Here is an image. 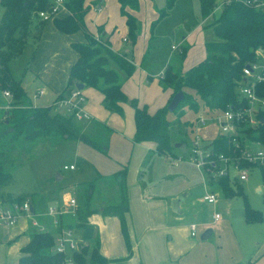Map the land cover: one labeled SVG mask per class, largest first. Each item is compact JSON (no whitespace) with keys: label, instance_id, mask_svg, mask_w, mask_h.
I'll return each mask as SVG.
<instances>
[{"label":"trees","instance_id":"trees-1","mask_svg":"<svg viewBox=\"0 0 264 264\" xmlns=\"http://www.w3.org/2000/svg\"><path fill=\"white\" fill-rule=\"evenodd\" d=\"M85 0H63L66 10H61L55 17L43 19L38 16V11L48 10L51 0H0L2 13L0 15V91L9 90L11 99L7 108H0V188L10 183L5 165H12L20 158L17 157V148L21 142H37L43 137L58 139L79 140L90 147L106 154L108 144L106 135L110 127L92 117L87 120L96 126L97 137L93 131L82 129L83 124L64 111L56 110L58 102L68 97L74 90L77 82L84 87H94L103 97L104 106L121 114V102H128L133 108L134 133L132 140L135 142H153L158 155L174 154L172 151L167 104L172 95L182 90L184 96L178 104L183 107L189 104L191 108L206 106L208 110H224L229 105H244L237 97V84L243 79L242 67L254 60L255 49L264 47V11L256 10L243 4L240 0H230L218 9L217 16L210 26L215 40L205 42V57L183 73L173 71L171 65L164 67L162 81L164 88H170L171 94L166 105L149 112L146 104L139 105L136 98L128 97L121 88L120 76L129 77L135 66L125 54L111 51L107 46L99 45L95 36L88 32L84 16L88 7ZM176 0H165L158 16L152 21L154 25L161 17L168 14ZM201 18L211 13L217 0H198ZM120 12L125 16L127 36L130 44L135 42L139 22L135 15L129 11L138 9V0H118ZM36 36L39 37L41 29L47 20H52L56 29L63 33H72L81 30L85 41H75L71 47L77 57L69 67L66 82L62 90L56 94L51 103L47 105L24 104L25 88L21 79H16L10 69L9 62L17 57L30 32L33 23ZM100 30L101 28H99ZM99 32V31H98ZM102 32V31H101ZM185 48L181 50L184 54ZM113 61L123 73H119L110 63ZM81 91V90H80ZM256 91L264 96V82L256 85ZM53 110V111H52ZM55 110V111H54ZM175 110V109H174ZM78 122V123H77ZM86 124V121L83 122ZM95 132V131H94ZM244 136H239L241 146L243 140L249 138L264 144V121L254 128L244 130ZM100 141H99V140ZM185 142V141H184ZM212 155L219 153L230 155L238 153L229 137L218 134L206 143ZM15 149V150H14ZM14 150L13 157H10ZM243 165L252 167L254 164L243 162ZM126 165L113 172L110 176L118 184L117 200L108 201L101 208H92L90 198L92 195V182L84 183L79 191L75 216L62 217L61 226L75 229L80 233L79 248L72 253L73 264H113L111 259L103 256L100 251V238L97 229L87 222V216L94 212L103 215H115L119 219L120 229L130 253L129 235L124 218L128 208L125 173ZM264 175V174H263ZM225 197L242 195L244 199V218L247 222H259L262 218L259 210L251 208L246 202L242 186L236 180L230 181L228 176L216 180ZM1 200L21 203L22 194L12 197L8 192L0 191ZM30 222V220H29ZM28 228V241L19 249L20 255L17 264H60L64 254L54 252V236L47 229ZM246 264H252L248 261Z\"/></svg>","mask_w":264,"mask_h":264},{"label":"rangeland","instance_id":"rangeland-1","mask_svg":"<svg viewBox=\"0 0 264 264\" xmlns=\"http://www.w3.org/2000/svg\"><path fill=\"white\" fill-rule=\"evenodd\" d=\"M222 1L223 0H217L211 13L206 16V19H202L199 12L198 0H178L168 15L161 17L151 26V28L149 24L147 25L148 27H146V30H152V37L149 41V49L147 51L145 49V58L150 63V67L153 70L152 73L154 74L151 79L144 81L146 84H149L150 86L152 85L150 95L155 90L159 91V93L156 91L157 95L165 94L162 90L164 88L162 77L159 75V70L162 68V65L169 62L174 64V66H170L173 71L180 72L182 69V61L184 60V57L180 55L178 49H171V44H179L181 36L185 37V44L190 47L197 45L204 40L217 39L210 24L217 16ZM161 7H163L162 3L156 1L155 10L157 13ZM2 9L3 8L0 5V15ZM34 21L35 19H33V23L29 27L30 32L25 46L17 57L10 60L9 66L13 76L16 79H21L22 85L25 88L26 94L24 104L47 105L52 102L51 100L54 95L51 93L47 94L45 91L46 94L44 93L36 99H33L32 94L36 83H33L32 81L28 82L30 71L28 65L34 49L33 42L35 41V38H37L36 29L33 26ZM143 27L140 25L138 30H143ZM99 28L101 29L98 30V26L96 27L97 38H95V40L99 42V45L105 47L107 46L106 43H108L107 47L111 51L116 52L112 50V43L109 41L108 35L103 30V27L100 26ZM87 31L90 32L89 30ZM194 48L195 46L191 50ZM110 63L119 73H123L113 61ZM163 75L164 71L162 76ZM126 79V77L121 75V84L124 83ZM93 89L87 90L86 95L84 94L86 97L84 103L86 106L87 103H90V105L98 111L99 115L92 113L94 119L102 121L111 128L105 138L107 144H109L111 137L117 135V140H119L117 141V154L120 155L122 150H124L123 147L125 145L122 136L129 140L130 134L128 133V129L130 127L133 129L132 106L128 102H123L124 104H127V106L122 105L121 114L116 113L113 109L104 106L102 95L101 98H99L98 93ZM139 92L141 93L140 98ZM143 92V85L136 88L137 98L141 103L143 102L144 97ZM150 95L147 96L148 103L149 101L152 102L154 100L150 98ZM5 105L6 98L0 96V107ZM56 110H59L60 112L63 111L61 108ZM200 111L205 112L208 111V109L206 106L194 109L191 108L189 104H186L181 108L177 105L175 110L168 111V117L170 119L169 132L172 142L182 140L187 142L191 140L194 132L193 130H190V127L195 122V119L193 120V118ZM72 117L75 118L74 115ZM77 121L79 124L84 125L82 126L83 130L87 129L89 132L93 131L95 137H97L96 126L89 122L91 119H80ZM84 121H86V126L83 123ZM116 125L117 133H115ZM200 131H202V129H200ZM54 138L56 139V137ZM54 138H52V136L43 137L40 141L35 143L26 141L21 142L16 152L17 157L20 158V162L22 163L19 164L18 161H15L16 163H13L12 165H5L4 168L8 173V178L11 180L9 184L0 188V191H8L12 197L22 194L24 199L34 201L35 206H37L39 201H42L41 204L38 205L41 207H36V209H39L42 214L47 210V206L52 203L49 202L51 198L48 197L47 194L50 189L54 190V187L56 189L60 188L59 196L63 194L71 195L72 190L69 184L77 182L78 180H88L94 166H97L108 175L110 166L114 164V160L108 156V149L107 153L102 155V153H95L96 150L93 151L94 148L82 141L64 138L58 139L54 144ZM14 150L11 151L10 157L14 156ZM172 151L174 152V155L179 154L182 158L178 166L171 165L169 160L163 159V156L160 157L157 154H151L148 156L150 160L149 163L145 165L143 164L140 167L139 171L142 174H138V176H142L141 181L144 182L145 185L150 186L151 191L155 194L168 197L167 200L169 202L173 199L174 195L185 194L186 199L183 205L184 211L182 212L184 219L179 221V223L194 222L197 225L196 236L193 237L197 240V244L190 249L188 256L200 253L201 255H198V257L210 258L211 254H226V256L235 258L238 255L249 257L253 254L255 251V241H260L262 235H264V180H262L259 166L256 165L249 169L246 180H237V173L234 170H230L231 176H234L233 179L243 185V193L246 196V202L248 205L261 212V220L259 222L250 223L244 218V199L242 195L225 197L221 192L220 186H217L212 178H208L202 168H197L188 161V150L181 152L179 148L173 145ZM106 155L108 157H105ZM79 159H81V161ZM76 160L79 162L80 166L76 167L74 170L62 168L63 164L73 163ZM124 162L127 163V160ZM123 165H125V163H120V166ZM56 172H59L62 176V178H60L61 180H57L58 182H55ZM203 174L204 179L212 184L210 189L216 195V201L213 204L207 203L202 199V194L204 192L202 187ZM115 182V179L111 176L103 177V179L96 182L95 194L93 195L96 196L95 201H97V208L103 205V203H107V201L112 202L117 200V184L115 185ZM244 182L246 186H244ZM82 186H84V183L78 184L77 187L79 191H82ZM258 186H261L262 191L257 190ZM75 196L79 202L80 197L78 194L76 195V193ZM213 211L218 212L220 215L219 220L216 222H211V214ZM33 217L35 220L37 219L36 221L40 225L45 226V228L48 226L51 232L54 231L50 224V216L44 215L43 217V215H33ZM44 218L48 221V225ZM31 222L32 219L29 223ZM31 226L37 227L36 225H32V223L30 227ZM207 228H211L212 232L208 237L201 239L200 234ZM0 229L3 232L7 230L5 226H1ZM25 234H27L26 231ZM180 234L183 238H186L185 229H181ZM78 236L80 237V234H78ZM247 261L248 258L243 263L245 264Z\"/></svg>","mask_w":264,"mask_h":264},{"label":"crops","instance_id":"crops-1","mask_svg":"<svg viewBox=\"0 0 264 264\" xmlns=\"http://www.w3.org/2000/svg\"><path fill=\"white\" fill-rule=\"evenodd\" d=\"M156 1L162 3V5H164L165 3V0H138V9H129V11L133 13L137 18L139 27L140 25L141 27H143L144 25L143 30L137 31V36L133 44H130L129 38L127 36L125 16L120 12L118 0L84 1V5L88 7L87 13L84 16L87 29L92 32L94 36H97L96 27L102 26L103 30L108 35L109 41L112 43V50L118 53H123V49L130 47V53L126 54V56L128 58L130 57L135 68L131 75L127 77L125 82L121 84V88L128 97L136 98L139 105L146 104L147 110L149 112L154 111L160 106L166 105L171 94L170 88H163L162 90L165 92V94L157 95L156 91L158 90H155L150 95V89H152V85L150 86L149 84L145 83V81H147V79H151L152 75L154 74L152 73L153 70L150 67V63L145 58V49L146 51L149 49V41L152 37V30H146V27H148L147 25L149 24L151 28L152 21L155 20L158 16V13L155 10ZM177 2L178 0L175 1L172 8ZM97 5H99L101 9L98 12H95L91 8L92 6ZM206 18L207 17L202 19ZM124 36L128 38V42L122 41V38ZM75 41H85L84 34L81 30L72 33H63L55 28L52 20H47L41 29L39 37L35 38V41L33 42L34 49L28 65L30 69L28 82L32 81L33 83H36L35 89L44 88L47 94H53L54 97L52 98V100L55 98L56 94L62 90L67 79L69 67L77 57L76 52L71 47V43ZM206 41L204 40L203 42L201 41V43L194 45L195 48L191 50L194 46H186L185 37L181 36L179 44H176L179 48H181V50L185 48L184 54L182 55V57H184V60L182 61L183 65L180 72L187 70L205 57ZM172 45L175 44H171V46ZM179 53L181 55V51H179ZM166 65L174 66V64L167 62L162 65L159 73L164 69ZM140 85H143L144 91L142 103L140 100H138L136 94V88H139ZM93 88L94 87L83 86L81 92L84 96V101H86V91ZM93 90H95L98 93L99 98H101L102 93L95 88ZM149 95L151 96L150 98L152 100H155V103L154 100L152 102L149 101V103L147 102V96ZM140 97L141 93L139 92V98ZM122 103L123 102L120 103L121 106H127V104ZM82 110L92 118H94L92 116V113H96L99 115L98 111L94 109L90 105V103H87L86 106V104L83 102ZM220 112L221 111L219 110L198 112L193 118V120L195 119L194 124H192V126L190 127V130H193L194 132L192 138H194V136L198 133L199 135H201V137L203 136V141L208 140L207 142H209L215 136H217L219 134L217 116L220 114ZM198 115L205 116L209 118V120L206 121L205 124L201 125L197 121ZM132 121L133 129L132 127L128 129V133L130 134L129 140L122 136V140L123 143L125 142V145L123 147L124 150H122V153L120 155L117 154V141H119L117 140V135L115 137L113 136L114 138L111 137L109 140L108 156H110L112 160H114V164L110 166L108 175H106V173H104L103 170H101L97 166H94L88 180H78L77 182L69 184L72 190L71 196L76 198L75 193L76 195L79 193V189L77 187L78 184L92 182L93 188L90 198V204L92 208H97V201H95L96 196L93 195L95 194L96 182L103 179V177H109L111 173L121 169L122 166H120V163H125L127 167L125 173V187L128 208L124 212V218L129 235L130 253L127 250L125 240L120 229L118 217L115 215H103L97 211L87 216V222L92 224L97 229L100 238V253L108 259H111L113 264H244L243 262H245L247 258L248 261L252 262V264H264V235H262V239L260 241H255V251L249 257L238 255L237 257L232 258L231 256H226V254H211L210 258H202L201 256L198 257V255H201L200 253H195L193 256H188L190 253V249L197 244V240L193 238L194 236H196V234L194 236H191L189 230V224L194 222L179 223V221H182L184 219L182 212L184 211L183 205L185 203L186 196L185 194H180L177 196L174 195L173 199L169 202L167 200L168 197L155 194L153 191H151L150 186L145 185V183L141 181L142 176H138V174H142L139 171L140 167L143 164L145 165L149 163V155L157 153L154 151L155 144L153 142H135L132 140L134 133L133 108ZM200 129H202V131H200ZM85 131L88 130L85 129ZM115 133H117V125ZM191 140L187 142H184L185 140L177 141L185 143L186 149H180L181 152H185L188 150ZM174 143L175 142H173V145ZM248 145L253 148L257 147L255 143H248ZM95 150L96 149H94L93 151ZM95 153L101 152L96 150ZM102 155L105 154L102 153ZM108 156L106 155L105 157ZM158 156H163V159H166L165 155ZM173 156L175 155L173 154ZM176 156H179V154ZM77 160L73 162L76 167L80 166ZM79 160L81 161V159ZM125 160H127L128 165L126 162H124ZM257 166H259L262 180H264V163ZM57 180L61 179H56L55 182H58ZM214 182L217 186L219 185L217 181L214 180ZM114 184L116 185V182ZM202 184L204 191L203 194L207 192H213L210 189L212 184L204 179V174L202 177ZM243 184L244 186H246L245 182ZM241 186L243 190V185ZM59 190L60 188L56 189L54 187V190L50 189V191H48L47 194L48 197L51 198V200L49 201L52 202L51 204H53L55 201L60 203L61 198L66 195L63 194L59 196ZM257 190L262 191L261 186H258ZM178 196H183V200L179 204V211L176 212L172 209V201ZM27 200L32 207L31 211L35 216H42L44 214H42L39 209H36V207H41L38 205H40L42 201H39L37 206H35L34 201L30 199ZM11 203L12 202H10L9 200L0 199V207H7ZM105 204L106 203H103V205ZM103 205L98 207L101 208ZM212 214L211 222L213 221ZM44 219L46 221V224L48 225V221L46 220V218ZM29 220L31 219L25 216H21L13 226L0 224L1 226H5L7 229L4 232L0 229V264H17V259L20 255L19 249L28 241ZM50 224L52 225L51 220ZM32 225L34 224L32 223ZM52 227L55 231V227L53 225ZM46 229L49 230V227L47 226ZM181 229H185L186 238H183L181 236ZM25 231L27 232V234H25ZM54 231L52 233H54ZM75 233L80 234L76 230Z\"/></svg>","mask_w":264,"mask_h":264},{"label":"built area","instance_id":"built-area-1","mask_svg":"<svg viewBox=\"0 0 264 264\" xmlns=\"http://www.w3.org/2000/svg\"><path fill=\"white\" fill-rule=\"evenodd\" d=\"M51 6L48 10L38 11V16L43 19H50L55 17L61 10H66L63 0H51ZM230 0H223L222 5L228 3ZM243 4L250 6L256 10L264 11V0H240ZM93 11L98 12L101 8L99 5L92 6ZM67 11V10H66ZM97 38V36H95ZM122 41L128 42V38L124 36ZM171 49L181 48L178 45H172ZM122 54H129L130 47L122 50ZM163 70L159 73L162 77ZM243 79L237 84V97L241 101H245L244 105L235 104L229 105L220 112L217 116L218 133L229 137L235 148H238V153L234 152L230 155L219 153L212 155L209 148L205 145L207 141H203V136L198 133L192 138L190 146L188 147V161L197 168H202L208 178L217 180L220 177L228 176L230 181H234L230 174V170H234L236 179L244 180L248 176L249 166L243 165V162L252 163L254 165H262L264 163V144L258 140H251L245 138L243 146L239 141V136H244V130L256 128L260 122L264 121V96L259 95L256 91V85L264 82V47H257L255 49L254 60L246 63L242 67ZM45 93L44 88H37L33 91L32 98ZM0 96L6 98V105L0 108H7L11 99L9 90L3 89L0 91ZM84 96L80 89L74 88L64 99L60 100L56 109L61 108L68 115H74L77 120L87 119L89 115L82 110ZM209 118L198 115L197 121L203 125ZM248 143H255L257 147L253 148ZM166 159L173 165H178L181 161V156H173L167 154ZM63 169H75L74 163L63 164ZM202 199L207 203H214L216 195L213 192L203 194ZM30 203L27 199L17 204L12 202L7 207H0V224L6 226H13L21 216L32 219V223L38 229H46L45 226L40 225L33 217L34 213L30 210ZM77 207V200L75 197L66 194L61 198V202H55L47 206V210L43 215L50 216L52 225L55 227L53 233L54 246L53 251L64 254V258L60 264H73L72 253L79 248V243L82 241L75 229L65 228L61 226L62 217L65 215L75 216ZM220 215L218 212H213L212 220L217 221ZM190 235L196 234V224H189Z\"/></svg>","mask_w":264,"mask_h":264},{"label":"water","instance_id":"water-1","mask_svg":"<svg viewBox=\"0 0 264 264\" xmlns=\"http://www.w3.org/2000/svg\"><path fill=\"white\" fill-rule=\"evenodd\" d=\"M75 87L77 89L81 90L83 88V83L77 82L75 84ZM183 96H184V93H183L182 90L176 91L172 95L170 101L167 104L168 111L174 110L177 107V105L179 104V102L182 100ZM174 146L179 148V149H181V150H185L186 149V146H185L184 142H175ZM60 178H61V175L58 172H56L55 173V179H60ZM182 200H183V196H178L172 201V209L174 211H176V212L179 211V204L182 202ZM30 210H32L31 206H30ZM210 233H211V228H207L200 234V238L204 239V238L208 237L210 235Z\"/></svg>","mask_w":264,"mask_h":264}]
</instances>
